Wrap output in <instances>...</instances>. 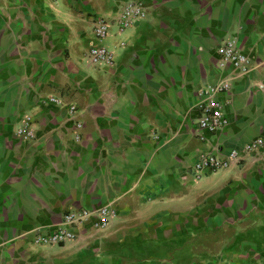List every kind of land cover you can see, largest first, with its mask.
<instances>
[{
    "label": "crops",
    "instance_id": "1",
    "mask_svg": "<svg viewBox=\"0 0 264 264\" xmlns=\"http://www.w3.org/2000/svg\"><path fill=\"white\" fill-rule=\"evenodd\" d=\"M125 1L0 0V264H264V146L193 172L264 134V0H134L144 18L118 30ZM227 39L245 71L219 62ZM97 45L110 63L90 61ZM226 79V124L198 130L199 90ZM99 207L106 226L30 243Z\"/></svg>",
    "mask_w": 264,
    "mask_h": 264
},
{
    "label": "built area",
    "instance_id": "2",
    "mask_svg": "<svg viewBox=\"0 0 264 264\" xmlns=\"http://www.w3.org/2000/svg\"><path fill=\"white\" fill-rule=\"evenodd\" d=\"M145 9L140 2L127 1L124 2L119 15L116 17L117 29L123 30L135 24L144 18ZM93 35L97 40L104 37L109 26L108 22L101 17H94ZM216 54L220 63H228L236 70L245 71L248 59L244 52L236 45L233 39L224 40L216 47ZM87 56L91 62H111V53L104 46H90ZM230 87L228 79L219 83L199 90L205 94L204 100L197 107L196 127L198 130L205 129L208 131H216L226 124L223 106L220 100L216 98L217 93L226 91ZM49 99L55 103L59 101L53 97ZM68 113L75 111L73 104L67 105ZM28 117H24L23 121L15 129V135L23 140L32 137V129L29 128ZM75 126H79V122H75ZM77 136H75L76 138ZM264 146V134L254 137L244 142L240 149H231L225 158H218L212 153H201L193 164V172L198 174L204 170H217L228 167L233 161H238L244 155H249L258 151ZM113 211L106 207H99L95 211L81 209L77 212H68L62 216L60 226L48 234H34L32 241L41 242L42 244L59 245L66 241H70L75 237V232L71 228L72 225H81L91 219L94 228L104 227L109 223L113 216Z\"/></svg>",
    "mask_w": 264,
    "mask_h": 264
},
{
    "label": "rangeland",
    "instance_id": "3",
    "mask_svg": "<svg viewBox=\"0 0 264 264\" xmlns=\"http://www.w3.org/2000/svg\"><path fill=\"white\" fill-rule=\"evenodd\" d=\"M127 1H134V0H126L125 2H127ZM121 7H122V5H120V7H119V10H118V13H116L117 15H119V12H120V9H121ZM146 14V13H145ZM142 20V19H141ZM127 28V27H126ZM126 28H124V29H126ZM76 110V109H75ZM70 114H71V112H69ZM73 113H75V111L73 112ZM72 113V114H73ZM18 126V125H17ZM17 126H16V128H17ZM15 128V129H16ZM31 244H33V245H45V246H48L49 244H42L41 242H34V241H31L30 242Z\"/></svg>",
    "mask_w": 264,
    "mask_h": 264
}]
</instances>
